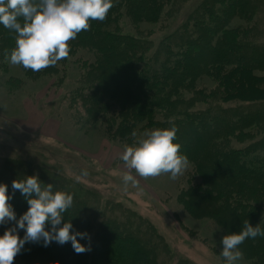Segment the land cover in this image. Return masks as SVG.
Returning a JSON list of instances; mask_svg holds the SVG:
<instances>
[{"label": "trees", "instance_id": "16d2710c", "mask_svg": "<svg viewBox=\"0 0 264 264\" xmlns=\"http://www.w3.org/2000/svg\"><path fill=\"white\" fill-rule=\"evenodd\" d=\"M175 1L113 0L103 21L90 20L89 29L68 42L70 53L66 58L37 74L31 69H20L29 78L42 77L70 65L77 52L93 54L88 65L83 63L88 76L81 93L110 105L106 113L107 135L133 143L138 132L175 124L178 131L174 142L180 144V152L189 161L197 164L209 192H202L200 179L194 188L185 191L186 197L180 195L179 203L193 217L214 219L226 235L239 232L246 220L264 229V136L254 139L252 135L247 145L228 150L222 146L231 136H247L257 128L264 131V41L244 39L230 29L235 18L254 16L258 11L256 3L262 0H203L153 50V42L147 37L124 31V18L132 24L150 23L166 3ZM251 5L254 11L250 15ZM15 46L16 33L0 25L1 68ZM193 53L198 55L192 58ZM206 75L214 78V87H201L189 96L181 93L188 90L181 91L186 83ZM9 80L10 85L21 83L16 77ZM197 96L204 107H193L198 103L193 100ZM188 135L199 136V144L189 145L185 138ZM183 146L188 148L182 149ZM7 172L11 174L4 178ZM31 175H37L44 184H53L54 190L68 191L63 181L57 183L45 167H36V162L0 154V183L8 185V193L12 194L9 203L26 202L12 190L11 183ZM75 196L77 205L72 208L71 222L79 214L77 199L82 195ZM24 212H15L17 219ZM127 216L117 227L111 220L100 224H105L98 231V238L103 237L101 243L95 238L89 243L78 237L81 244L90 248L83 253H76L70 242H50L45 247L40 241L39 251L48 255L47 259L50 257L51 264H162V256L170 254L163 237L156 233L153 224L146 223L147 219L133 212ZM63 217L70 221L66 212ZM120 238L126 240L118 252L104 248L110 240ZM129 243H134L135 257L127 260V252L122 249ZM239 247L253 264H264V236L246 239ZM35 249L38 253V247L25 243L22 256L30 261ZM112 257L114 260L107 261Z\"/></svg>", "mask_w": 264, "mask_h": 264}, {"label": "rangeland", "instance_id": "374dc122", "mask_svg": "<svg viewBox=\"0 0 264 264\" xmlns=\"http://www.w3.org/2000/svg\"><path fill=\"white\" fill-rule=\"evenodd\" d=\"M202 1L169 2L152 22L132 24L128 18H124L122 26L125 32L150 39L153 50L161 39L183 24L189 10ZM256 6L258 11L254 16L235 18L230 29L239 32L244 39L264 41V0L257 2ZM252 8L251 5L250 15L254 11ZM197 55L193 53L192 58ZM75 56L70 65L37 78H34L35 75L27 77L21 71V66L11 65L8 59L5 66H0V154L34 161L36 167H45L57 183L63 181L64 189L75 198L76 194L82 195L77 199L79 214L71 223H74L75 229L79 228L77 231L89 234V238L84 239L86 242L90 243L93 238L99 243L103 242V237L98 238V231L105 224H100L111 220L115 221L117 227L122 217L133 212L147 219V224H153L156 233L163 237L169 247L170 254L162 256V264H224L220 256L223 247L221 238L226 235L224 230L208 216H191L190 210L178 201L180 195L185 196V191L194 188L200 179V185L204 183L197 164L190 161V166L174 180L168 174L143 178L136 175L135 170L127 169L120 160L123 146L136 143L145 132H138L133 143H123L107 135L105 124L109 122L106 113L110 105L91 100L89 95L84 97L85 94L81 93L88 76L83 63L85 61L88 65L95 56L84 51L77 52ZM12 77L19 78L21 83L15 85L12 82L10 85L9 78ZM215 85L214 78L206 75L189 81L184 88H180L181 91L185 88L188 90L180 92L189 96L201 87L210 89ZM198 97L193 98L198 102L193 107H204ZM142 128L140 126L139 130ZM252 135L258 139L264 136V131L257 128L247 136H231L222 146L228 150L247 145ZM185 138L192 146L200 141L199 136L188 135ZM82 171H86L87 175H81ZM126 171H131L138 181V187L129 186L127 191L123 190L121 181ZM10 174L7 172L4 178ZM202 192L209 193L205 184ZM16 194L21 195L19 190H16ZM74 205H77L75 200ZM12 206L17 213L28 208L27 202ZM73 206L66 210L68 220L73 219ZM111 225L113 228L114 225ZM6 227L9 226H0V234ZM19 235L23 236V232L20 231ZM123 238L110 240L103 246L118 252L126 240ZM29 244L33 248L38 247V253L35 249L28 261L22 256V248L14 257L13 264H51L50 257L47 259L48 255L39 251V242ZM122 250L127 252L125 259L135 257L134 243H129ZM240 250L243 255L238 264H253L246 258L244 250ZM113 258L107 261L111 262Z\"/></svg>", "mask_w": 264, "mask_h": 264}, {"label": "clouds", "instance_id": "9594fccd", "mask_svg": "<svg viewBox=\"0 0 264 264\" xmlns=\"http://www.w3.org/2000/svg\"><path fill=\"white\" fill-rule=\"evenodd\" d=\"M112 6L113 0H0V25L16 33V46L7 57L9 63L33 72L55 65L69 55L68 42L82 30L87 31L90 20L103 21ZM177 131L175 124L146 131L136 143L123 146L120 160L140 177L168 174L176 179L190 166L188 157L180 152V144L174 142ZM121 181L125 191L129 186L138 187L131 171L124 172ZM11 188L19 190L28 208L17 219L9 203L12 194L8 193V185L0 183V226L14 222L0 234V264H13L26 242L43 241L45 247L50 242H70L76 253L90 250L77 239H88L89 234L74 230L71 220L63 217L73 206L71 192L54 190L53 184H44L37 175L13 180ZM257 236H264V229L260 224L250 225L248 220L239 232L224 235L220 252L224 264H238L243 255L239 246Z\"/></svg>", "mask_w": 264, "mask_h": 264}]
</instances>
